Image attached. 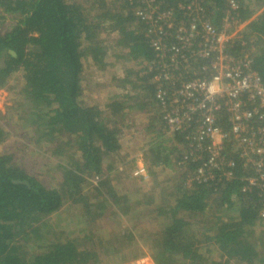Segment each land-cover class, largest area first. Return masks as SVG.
Returning <instances> with one entry per match:
<instances>
[{
	"label": "trees",
	"instance_id": "16d2710c",
	"mask_svg": "<svg viewBox=\"0 0 264 264\" xmlns=\"http://www.w3.org/2000/svg\"><path fill=\"white\" fill-rule=\"evenodd\" d=\"M93 1L96 12L90 15L79 0H0V89L15 73L21 76L12 111L24 115L21 127H33L35 143L45 144L61 174L54 186L27 170L16 150L0 151V264H107L124 260L127 243L135 249L131 257L147 254L154 264H264V194L255 187L241 189L242 177L254 169L231 153L234 170L222 165L214 169V179L187 187L189 173L202 162L190 157L197 125L193 120L185 131L168 132L149 69L157 50L136 9L144 7L142 0ZM150 1L173 7L180 16L188 10L178 4L194 0ZM233 1L236 8L231 0H203L204 14L220 30L245 23L227 51L233 57L249 53L264 82V0ZM118 46L122 53L111 56ZM88 59L101 71L116 69L111 84L120 92L107 94L103 106L82 99L81 73ZM1 111L0 143L8 134ZM130 112L150 116L140 124L153 134L145 156L156 183L149 190L135 184L134 191L121 192L116 186L121 173L113 167L105 172L103 163L109 156L119 158L121 137L136 126L135 118H124ZM217 122L229 129L225 116ZM229 169L236 177L226 178L223 171ZM173 170L179 175L164 180L161 174ZM92 177L95 195L89 197L85 191ZM66 205L82 212L83 228L53 234L45 243L48 219ZM98 219L109 226L102 233L109 236L106 243L92 227ZM32 237L40 244L30 254L23 245Z\"/></svg>",
	"mask_w": 264,
	"mask_h": 264
},
{
	"label": "built area",
	"instance_id": "2783aa9c",
	"mask_svg": "<svg viewBox=\"0 0 264 264\" xmlns=\"http://www.w3.org/2000/svg\"><path fill=\"white\" fill-rule=\"evenodd\" d=\"M202 2L194 0L187 6L180 2L178 7L188 10L180 16L173 7L153 6L150 0H142L144 7H136L137 13L145 17L146 36L157 50V59L149 63L156 95L163 106L169 133L185 131L193 120L196 122L192 141L198 142L190 143V157L202 162L189 173L187 187L214 179V169H221L222 165L234 170L233 153L245 159V166L254 169L252 175L242 177L241 189L255 187L261 195L264 194V82L253 68L249 53L233 57L227 51L245 23L233 31L227 27L220 30L206 19ZM231 6L236 8V2L231 0ZM223 116L228 130L217 122ZM233 170H224L223 174L228 179L236 177ZM133 175L142 180L150 178L144 159H140ZM262 206L264 216V198Z\"/></svg>",
	"mask_w": 264,
	"mask_h": 264
},
{
	"label": "rangeland",
	"instance_id": "374dc122",
	"mask_svg": "<svg viewBox=\"0 0 264 264\" xmlns=\"http://www.w3.org/2000/svg\"><path fill=\"white\" fill-rule=\"evenodd\" d=\"M85 8H87V12L91 13L90 15H93V13L96 12V6L97 4L91 0H79ZM96 1V0H95ZM100 1V0H98ZM111 1V0H107ZM95 3V6H94ZM6 28V24L3 25L1 28L2 31ZM122 48L120 46L115 47L110 52V55L117 54L121 52ZM110 60H116L114 57H110ZM90 60H84L83 61V68L81 73V78L84 84V88L92 91H96L97 94L104 93L112 94L115 92H120V90L116 89L114 85L111 84V77L116 73L115 67L107 66L105 71H99L98 67H96L93 62ZM122 64H124L122 61H120ZM121 63H116L115 65H121ZM129 66H132L129 65ZM132 77H135L133 74ZM22 84V78L20 75L15 73L9 81V84L7 85L6 89H0V111L3 113V115L6 116L3 120H1L2 126L5 128L6 132V138L4 142L0 143V151H7L11 149L10 151L16 150L19 155L23 156V164L24 167L29 170L30 172L33 170L34 173H38L40 178L44 180L45 182H49L53 184L54 186H57L58 181H60L61 174H58L55 172V160L51 159L44 143L40 144V147L37 146L35 143L37 139V134L34 132L33 127L31 128H22V123L25 122L24 115L22 113H15L12 111L14 109V104L18 101L19 98V92L21 89ZM90 85L91 88H90ZM90 88V89H89ZM105 98V96H103ZM140 101L145 99V95L140 96ZM103 100V99H102ZM105 100V99H104ZM103 100V101H104ZM99 104H102V101L98 102ZM106 115H109L108 112H105ZM131 115V117H130ZM29 116V115H28ZM135 118V125L141 126V124H137L138 121H145L148 116L146 113L139 114L138 116L135 115V112L133 113H127L124 118ZM150 119V118H149ZM134 128V127H131ZM140 129V128H139ZM30 138V139H29ZM137 142V141H136ZM137 147H134V151ZM128 149V148H127ZM126 152V151H125ZM131 152H127V154H130ZM21 157V156H20ZM119 160V161H118ZM121 158H116L115 156H109L103 163V169L105 172H108L109 167H113V170H117L121 176L120 183H117L116 186H119V191L126 192V191H134L136 188L135 184H138L140 187H143L145 190H149L150 187L154 186V183L156 181L153 177L150 176L148 180H142L137 179L135 180L130 179L131 173H133L134 165L127 162H121V167L118 166L120 163ZM149 164V163H148ZM33 173V172H32ZM159 174V172H156ZM179 175V172L177 170H173L171 172H164L161 174V176H165L164 180L168 178L174 179V177H177ZM132 177V176H131ZM162 182V181H161ZM95 184V178L88 179V183L86 186L85 194L89 197H93L95 195V189L93 188ZM163 186L167 185V183H163ZM94 205L96 204V200L94 201ZM159 203V202H158ZM67 206V207H66ZM62 207L59 211V215H57L58 211L50 216L48 219L49 231L50 234H44V242H50L55 237L54 235L58 234H70L72 231H79L83 228V222L78 221V216L81 211H79L78 207H71L69 208L68 205ZM66 207V208H65ZM66 209V210H65ZM61 211V212H60ZM60 216V218H59ZM94 231L98 234H100L103 239L104 243H106V236L104 237L102 235L103 232L105 234L109 230V226L103 221V219H98V221H95L92 225ZM54 234V235H53ZM23 237V236H20ZM109 236H107L108 238ZM23 242V241H22ZM40 243L37 241H34V238H31V241L23 245V250L26 252H29L30 254L38 251L37 246ZM96 244H91L90 246H95ZM122 249L125 251L127 250V253L125 255V258L123 261L120 259L118 262H108L107 264H152L151 259L147 254L134 258L131 257V254H134V247L130 245V243L124 244L122 246ZM116 257H119L117 255H112L111 258L114 259ZM102 264H106L105 262Z\"/></svg>",
	"mask_w": 264,
	"mask_h": 264
},
{
	"label": "crops",
	"instance_id": "0c3cea01",
	"mask_svg": "<svg viewBox=\"0 0 264 264\" xmlns=\"http://www.w3.org/2000/svg\"><path fill=\"white\" fill-rule=\"evenodd\" d=\"M120 53H122V52H120ZM88 60L91 61V59H88ZM98 70L101 71L99 68H98ZM91 86L92 85H90V88H91ZM103 96H105V98H103ZM109 97H111V95L110 96L106 95L105 92L104 93L100 92L99 94H97L96 91H92L91 89L88 90V89L84 88V84L82 81V99H83L85 104L103 106L110 100ZM102 99L103 100L105 99V100L103 101ZM100 101H102V104L98 103ZM130 117H131V115H130ZM130 117H128V118H130ZM130 120L133 122V118ZM137 124H140V121H138ZM132 127H134V128L128 129L126 131L125 135H123L121 137V139H120L121 146H120L118 155L122 160L121 162L124 161L127 163H131L132 165H134V163H135V165H134L135 167H134L133 171L135 170L137 165L140 163L141 158L144 159V161L147 165V168H149V164L147 163V159L145 156V154H146L145 150L147 149L148 142H149V140L152 139L153 134L150 131L145 132V130L143 129L145 127H142V125L141 126H132ZM134 147H137L135 149V151L133 150ZM127 152H131V153L127 154ZM121 162L118 164V166H120V167H121ZM135 178L136 177L133 175V173H131L130 179L135 180ZM137 179H139V178H137Z\"/></svg>",
	"mask_w": 264,
	"mask_h": 264
}]
</instances>
